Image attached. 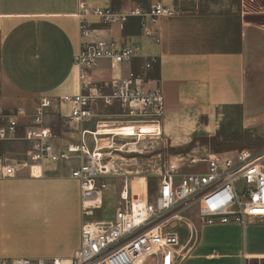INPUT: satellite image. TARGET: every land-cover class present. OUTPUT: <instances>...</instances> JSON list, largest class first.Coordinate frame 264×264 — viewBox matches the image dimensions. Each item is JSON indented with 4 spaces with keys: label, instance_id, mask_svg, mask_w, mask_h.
I'll list each match as a JSON object with an SVG mask.
<instances>
[{
    "label": "crops",
    "instance_id": "crops-1",
    "mask_svg": "<svg viewBox=\"0 0 264 264\" xmlns=\"http://www.w3.org/2000/svg\"><path fill=\"white\" fill-rule=\"evenodd\" d=\"M88 2L92 6L121 11L149 8L161 2L175 11L160 20V43L145 37L137 17L130 18L122 30L90 17L100 35L119 45L132 43L140 48L141 56L130 64L112 67L109 60L102 59L91 70L92 81L103 92L110 91V81L115 75L126 74L130 69L139 70L146 56H159L160 62L149 72V79L153 86L163 90L166 114L158 124L159 133L153 137L184 136L188 138L184 144L190 138L199 139L200 143H205L202 145L207 147L210 157L231 153L230 147L243 142L238 139L250 132L264 131V22L248 16L243 0ZM262 4L257 1L255 6ZM78 12L79 0H0V106L25 107L28 117L23 118V122L26 123L40 98L51 99L53 103L44 122L54 131L51 142L59 152L65 151L70 143L79 144L82 138L80 130L64 129L62 123L69 114V106L59 103L60 97L81 92L80 69L74 62L82 42ZM98 112L97 118L84 122L80 129L98 132L100 128L121 123L118 106L105 107L100 103ZM19 135L15 140H0V156L21 163L15 177L0 179L1 192L17 191L20 196L28 194L34 198L48 182L62 184L66 178H72V169L85 160L72 157L78 158L75 166L59 172L55 162L44 160L39 173L32 175L30 169L23 166L29 161L30 151L23 128ZM98 136L103 139L102 136L112 135ZM85 141L92 150L93 136L86 134ZM112 176L107 177L115 178ZM128 185L133 187L129 182ZM107 186L110 188L108 183ZM104 192L102 205L97 210L104 207L109 191ZM188 215L191 217L189 212ZM195 215V219L191 218L198 226V238L191 250L183 257L163 250L157 258H151L149 264H247L254 259H264V220L250 219L244 226L235 222L206 225L197 212ZM65 216L67 223L63 226L55 225L62 217L54 215L47 219L51 223L52 237L45 246L22 253L20 247L12 257H71L81 243L82 223L79 215ZM187 240L181 243L179 236L181 245Z\"/></svg>",
    "mask_w": 264,
    "mask_h": 264
},
{
    "label": "built area",
    "instance_id": "built-area-1",
    "mask_svg": "<svg viewBox=\"0 0 264 264\" xmlns=\"http://www.w3.org/2000/svg\"><path fill=\"white\" fill-rule=\"evenodd\" d=\"M257 1L243 0L248 13ZM264 13V5L258 7ZM253 10V11H252ZM174 9L161 2L149 8L136 7L121 11L113 7L92 6L88 0H79V29L81 48L75 56V65L80 69L81 92L59 98L60 104L69 106L66 124L81 133L79 144L70 143L65 151H56L51 139L54 131L45 125L44 117L53 101L40 98L29 120L25 107L4 108L0 106V140L20 138L30 143L29 161L23 166L30 169L40 167L44 160L58 162L72 157L85 160L71 171V177L79 180L82 195L81 243L69 258L15 257L2 259L0 264H149L163 250H171L176 256L187 254L198 238V226L188 215L197 209L201 222L206 225L235 222L246 225L250 219L264 220V147L255 151L242 148L234 156L230 153L212 155L204 160L191 159L190 165L207 163L206 172L182 171L177 160L165 161L162 165L158 186L143 194L135 193L125 180L115 205L112 220H95L91 217L102 205V193L107 189L104 176L116 175L119 166L105 161V152L98 150L96 133L81 130L84 122L99 116V104L105 107L118 106L120 125H158L166 114L163 90L153 86L149 72L159 64L158 55H149L139 70L130 69L126 74L115 75L110 81V91L103 92L91 79V70L102 59L110 61L112 67L130 64L141 56L136 44H117L98 33L90 17H96L101 24L125 28L132 17L139 18L141 31L150 41L160 43L162 27L160 20L174 14ZM94 138L91 150L85 135ZM114 136L115 134H111ZM21 169V163L0 156V179L13 178ZM239 181L242 186L238 187ZM94 202L92 205L86 202ZM185 225L188 240L179 242L176 227ZM158 262H155L157 264Z\"/></svg>",
    "mask_w": 264,
    "mask_h": 264
},
{
    "label": "rangeland",
    "instance_id": "rangeland-1",
    "mask_svg": "<svg viewBox=\"0 0 264 264\" xmlns=\"http://www.w3.org/2000/svg\"><path fill=\"white\" fill-rule=\"evenodd\" d=\"M251 8L255 11L252 10L253 12H250L248 16L251 19L264 22V13H259L260 9L256 6H251ZM103 120H107V118H103ZM62 124L65 127L64 129L74 130L65 121ZM117 125L120 124L113 126ZM101 138L106 139H100V145L109 144V147L112 146V148L103 149V152H105L104 160L118 164L119 170L114 176L115 178L104 176L105 179L102 177L110 188L104 192L109 191L105 195L104 207L95 210L94 215L91 217L95 220L113 219L115 204L119 197L118 192L124 180H128L130 185L136 184L135 193L137 191L138 194H143L144 187L151 193L160 179V173L163 172L162 165L165 161L180 160L178 162L182 171L206 172L208 170L205 162H200L194 166L189 164L191 159H205L208 157L209 150L202 145L205 144L204 142L200 143L201 140L199 139L190 138L189 142L184 144L188 138L184 136L169 137L167 134H163L161 137L124 138L123 136H115L108 138L102 136ZM238 140L243 142L241 145L230 147V156H234L240 148L244 147L255 151L261 150L264 147V131L260 133L250 132L249 135H244L243 139ZM122 146H124L122 150H117ZM132 149L137 150L132 151ZM77 159H71L70 162H55L56 171H64L66 168L71 170ZM143 178L145 182L142 181ZM142 183H145L144 187ZM241 186L242 181H239L238 187ZM40 190L34 198L28 194H21L20 196L17 191L13 193L0 191V261L15 258L12 257L14 256L13 253L19 250L20 247L22 253L28 249L34 250L45 246L52 237L49 233L52 231L51 223H48L47 219L52 218L54 215L62 217L61 220L55 222L57 226L66 224L67 217L65 215L70 214L71 216L79 215L80 223L84 221V217L81 215L82 195L79 180L66 178L62 184L48 182ZM34 209L37 212L36 214H34ZM196 211V208L189 211L193 219L196 218ZM74 221H77V219ZM176 230L181 243H184L189 234L187 227L179 225ZM262 245L263 243L259 244L260 247L264 246ZM247 264H264V259H254L247 262Z\"/></svg>",
    "mask_w": 264,
    "mask_h": 264
},
{
    "label": "bare ground",
    "instance_id": "bare-ground-1",
    "mask_svg": "<svg viewBox=\"0 0 264 264\" xmlns=\"http://www.w3.org/2000/svg\"><path fill=\"white\" fill-rule=\"evenodd\" d=\"M159 127L158 125H152V124H124V125H117V126H109V127H103L98 130L96 133L97 139H98V150L97 152L101 153L100 149H103L104 147H108L109 144L105 145H100V139L98 135H111L115 134V136H123L124 138H133V137H145V136H155L157 133H159ZM112 137V136H111ZM106 139V138H103ZM101 139V140H103ZM107 145V146H106ZM111 146V145H110ZM124 146L120 148L122 150ZM130 150V149H129ZM137 149H132V151H136ZM35 170H37L35 172ZM39 167L34 168V173H39ZM145 179L143 178L142 181ZM145 182V181H144ZM143 187L145 186V183H142ZM136 184L133 185L134 190L136 189L135 186ZM146 187L143 188V191L145 193ZM142 191V190H141ZM137 193V191H136ZM88 205L94 204V202L88 201L86 202Z\"/></svg>",
    "mask_w": 264,
    "mask_h": 264
}]
</instances>
